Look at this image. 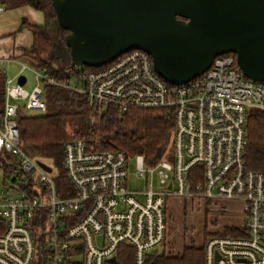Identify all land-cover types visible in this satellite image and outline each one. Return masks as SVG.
<instances>
[{"label": "built area", "instance_id": "1", "mask_svg": "<svg viewBox=\"0 0 264 264\" xmlns=\"http://www.w3.org/2000/svg\"><path fill=\"white\" fill-rule=\"evenodd\" d=\"M27 68L20 62L17 78H5L0 112V151L12 156L0 174V264H111L122 245L133 250L134 264H145L148 252L164 245L165 199L172 196L241 204L243 222L230 227L232 234L204 240L203 264H264V171L244 162L247 117L252 108L264 110V80L245 77L233 53L171 84L148 53L132 49L63 84L93 108L173 109L171 160L146 164L133 155L141 188L129 186L131 155L124 150L68 139L62 165L70 185L59 192L52 166L21 148L18 111L43 112L42 84L56 83L32 67L36 83L25 89L26 78L22 84L18 78Z\"/></svg>", "mask_w": 264, "mask_h": 264}, {"label": "water", "instance_id": "2", "mask_svg": "<svg viewBox=\"0 0 264 264\" xmlns=\"http://www.w3.org/2000/svg\"><path fill=\"white\" fill-rule=\"evenodd\" d=\"M50 2L58 24L68 30L72 66L98 67L140 49L161 78L183 84L206 71L215 56L233 53L245 77L264 80V0ZM24 80L19 76L20 84Z\"/></svg>", "mask_w": 264, "mask_h": 264}, {"label": "trees", "instance_id": "3", "mask_svg": "<svg viewBox=\"0 0 264 264\" xmlns=\"http://www.w3.org/2000/svg\"><path fill=\"white\" fill-rule=\"evenodd\" d=\"M8 6L29 5L43 15L42 24L22 21L32 34V43L24 49L22 57L30 66L41 71L56 83L42 84L45 110L41 113L23 114L19 110L16 124L22 150L38 160H49L62 169L63 143L68 139H81L95 149H120L129 155L141 154L146 164L168 159L172 153L174 115L171 107L130 108L119 112L106 105L101 109L88 105L84 96L66 83H76V74L91 69L71 65L69 48L63 29L57 22L50 0H2ZM4 72L0 71V112L4 98ZM73 128L68 134L66 126ZM244 162L247 168L264 171V110L252 108L246 123ZM12 156L0 151V174ZM228 228L223 234H232ZM221 234V233H220ZM213 235V234H211ZM210 236V235H209ZM206 239V238H205ZM133 250L122 245L116 260L111 264H134ZM203 243L184 246L179 253L148 255L145 264H203Z\"/></svg>", "mask_w": 264, "mask_h": 264}, {"label": "rangeland", "instance_id": "4", "mask_svg": "<svg viewBox=\"0 0 264 264\" xmlns=\"http://www.w3.org/2000/svg\"><path fill=\"white\" fill-rule=\"evenodd\" d=\"M2 1V0H0ZM0 5L7 7L5 13L0 17V42L4 46H12V41L15 36L20 38L25 36L26 40H31V32L28 27H21V19L29 18V20H41L43 15L41 12L34 10L29 5L12 7L6 3L0 2ZM27 10L33 16L28 17L23 12ZM16 22L18 23L14 28ZM34 22V21H33ZM15 40V39H14ZM22 60L29 66L30 69H25L23 76L26 77L24 88L31 90L35 85V75L31 70L32 66L22 58ZM82 65L76 66L75 69H80ZM20 66L15 61H7L4 76L6 79H16L18 76ZM22 113L27 115L29 112L22 110ZM72 126L68 124L66 131L71 133ZM171 157L168 160H171ZM53 168L55 173V183L59 192L65 187H68L69 179L64 174V177H59L57 166L53 165L49 160H45ZM129 162V186L134 188H141L144 184L143 179L135 175V159L133 155L128 160ZM64 172V167L62 165ZM156 186V179L153 180ZM165 213H166V238L164 245L159 247L157 253L164 251L166 254H176L181 251L184 246L200 245L211 234H223L225 230L232 226L240 225L243 222V212L241 204L233 200H199L183 197H167L165 199ZM163 249V250H162Z\"/></svg>", "mask_w": 264, "mask_h": 264}, {"label": "crops", "instance_id": "5", "mask_svg": "<svg viewBox=\"0 0 264 264\" xmlns=\"http://www.w3.org/2000/svg\"><path fill=\"white\" fill-rule=\"evenodd\" d=\"M21 6H23V5H21ZM16 7H18V6H16ZM6 9H7V7L6 8L3 7V10L0 12V17L3 15V13H5ZM23 12L25 13L26 16L31 17L33 19V16L31 15L30 12H28L27 10H24ZM21 20L22 21H26L27 23H30V24H42V22H43L42 18H41V20H38V19L29 20V18L26 17V18H22ZM22 21H21V25L20 26L21 27H27L26 25H22ZM17 24L18 23L16 22V24H15L14 28H12V30L15 29ZM12 42L13 43H12L11 47H9V45L7 46V43H5L6 45L2 46L1 42H0V58H2L4 60V73H5L6 62L7 61H15L17 64H19V66H20V62H24L22 60L23 57H22L21 54H22L24 49H27V48L30 47V45L32 43V34H31V40L30 41L29 40L25 41V36H22L20 38H17V36H15L13 38ZM19 71H20V69H19ZM18 74H19V72H18Z\"/></svg>", "mask_w": 264, "mask_h": 264}]
</instances>
